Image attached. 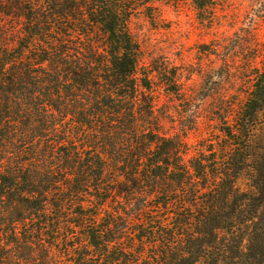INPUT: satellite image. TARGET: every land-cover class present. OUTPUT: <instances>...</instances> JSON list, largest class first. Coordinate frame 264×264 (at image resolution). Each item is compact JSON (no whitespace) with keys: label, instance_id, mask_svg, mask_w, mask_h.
<instances>
[{"label":"trees","instance_id":"trees-1","mask_svg":"<svg viewBox=\"0 0 264 264\" xmlns=\"http://www.w3.org/2000/svg\"><path fill=\"white\" fill-rule=\"evenodd\" d=\"M138 2L0 0V264H264V58L191 142Z\"/></svg>","mask_w":264,"mask_h":264},{"label":"rangeland","instance_id":"rangeland-1","mask_svg":"<svg viewBox=\"0 0 264 264\" xmlns=\"http://www.w3.org/2000/svg\"><path fill=\"white\" fill-rule=\"evenodd\" d=\"M138 3L130 20L132 36L148 70L167 75L153 84L162 87L175 77L191 94L190 103L163 97V110L174 113L165 125L175 120L179 128L188 126L200 111V127L191 134V142L198 141L221 126L225 105L241 98L254 69L261 67L264 0H217L204 10L193 0Z\"/></svg>","mask_w":264,"mask_h":264}]
</instances>
